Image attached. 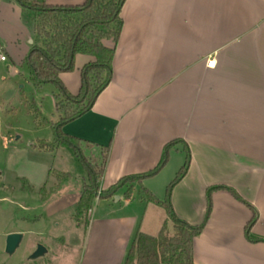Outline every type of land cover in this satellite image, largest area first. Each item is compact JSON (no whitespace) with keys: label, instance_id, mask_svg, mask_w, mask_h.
<instances>
[{"label":"crops","instance_id":"crops-1","mask_svg":"<svg viewBox=\"0 0 264 264\" xmlns=\"http://www.w3.org/2000/svg\"><path fill=\"white\" fill-rule=\"evenodd\" d=\"M119 16L116 44L102 40L114 45L111 79L92 107L62 131L110 144L102 189L153 168L163 146L181 138L190 165L171 193L176 215L199 223L206 188L227 185L254 206L250 236L264 239V0H125ZM0 22V53L25 56L35 42L30 15L13 0H0ZM209 57L216 60L214 68L206 66ZM93 60L76 54L74 69L59 74L71 94L80 90L81 68ZM181 153L177 145L164 167L142 182L161 175L173 155V167H180ZM147 189L162 198L160 189ZM123 197L121 192L103 199L95 215L88 210L78 264H123L137 232L172 230L162 207L141 194ZM211 201L210 216L193 240L194 263L264 264V240L244 235L250 209L224 190L214 191Z\"/></svg>","mask_w":264,"mask_h":264},{"label":"trees","instance_id":"trees-1","mask_svg":"<svg viewBox=\"0 0 264 264\" xmlns=\"http://www.w3.org/2000/svg\"><path fill=\"white\" fill-rule=\"evenodd\" d=\"M13 1L30 15L34 23L35 42L25 57L29 78L35 86L50 83L56 89L54 105L59 117L51 125L54 141L70 147L86 171V181L83 179V189L77 204L78 215L88 211L96 198L109 199L123 192L124 197L130 199L134 185L156 175L168 162L170 152L177 145H181V151L185 154L184 163L163 199L157 198L148 189L142 190L141 198L165 210L172 223L173 233L169 235L164 227L156 236L137 232L127 250L124 264H196L193 261V240L200 235L210 216L211 196L217 190L227 191L250 209L251 217L244 227L245 237L253 242L264 240L250 236V229L257 220L254 206L227 185L206 188L205 212L199 223L190 224L176 215L171 204L172 189L185 176L190 165V150L181 138L170 140L163 146L160 160L153 168L137 174L123 175L115 183L102 189L110 144H96L62 131L66 123L92 107L111 79L114 45L122 26L119 14L125 0H84L79 4H48L45 0ZM103 39H111L114 45H104ZM79 53L90 55L94 60L81 68L80 90L73 95L66 89L59 74L74 69V59ZM41 144L39 149L52 150L51 144ZM74 217L78 220L77 215Z\"/></svg>","mask_w":264,"mask_h":264},{"label":"rangeland","instance_id":"rangeland-1","mask_svg":"<svg viewBox=\"0 0 264 264\" xmlns=\"http://www.w3.org/2000/svg\"><path fill=\"white\" fill-rule=\"evenodd\" d=\"M5 33L12 31L7 28ZM25 57L18 53L0 62V264H78L88 211L81 215L76 211L86 171L70 147L54 141L51 125L59 117L56 89L50 83H32ZM41 142L51 144L52 150L39 149ZM56 148V154H49ZM181 156L180 167L184 152ZM175 160L173 155L158 177L135 184L132 196L138 198L143 188L154 187L163 199L180 169L173 167ZM104 202L94 200L93 215ZM12 232L22 233L23 238L9 255L5 237ZM166 232L170 235L173 230ZM37 244L45 246L47 253L29 260Z\"/></svg>","mask_w":264,"mask_h":264},{"label":"water","instance_id":"water-1","mask_svg":"<svg viewBox=\"0 0 264 264\" xmlns=\"http://www.w3.org/2000/svg\"><path fill=\"white\" fill-rule=\"evenodd\" d=\"M23 238L22 233L12 232L5 237V252L7 254H12L19 246ZM47 253V248L42 244H37L35 250L28 256L29 260H35L39 257L44 256Z\"/></svg>","mask_w":264,"mask_h":264},{"label":"built area","instance_id":"built-area-1","mask_svg":"<svg viewBox=\"0 0 264 264\" xmlns=\"http://www.w3.org/2000/svg\"><path fill=\"white\" fill-rule=\"evenodd\" d=\"M6 60V57L4 54L0 53V62H4ZM206 66L209 68H214L216 66V60L213 57H209L206 60Z\"/></svg>","mask_w":264,"mask_h":264}]
</instances>
